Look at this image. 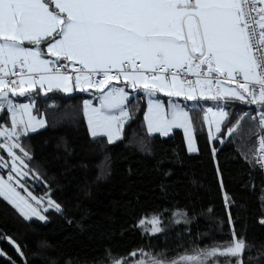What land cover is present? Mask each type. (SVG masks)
Listing matches in <instances>:
<instances>
[{
  "label": "trees",
  "instance_id": "1",
  "mask_svg": "<svg viewBox=\"0 0 264 264\" xmlns=\"http://www.w3.org/2000/svg\"><path fill=\"white\" fill-rule=\"evenodd\" d=\"M84 98L37 94L33 111L46 125L19 139L31 160L15 152L33 177L25 180L29 189L62 210L44 212L43 221L25 219L0 197V264L170 261L226 246L233 233L246 247L228 259L264 264V173L252 160L255 138L264 133L257 105L224 101L227 115L211 140L204 112L222 101H191V153L179 128L168 136L147 132L144 91L137 89L127 101L122 135L111 143L91 136ZM5 117L3 112L0 122ZM153 218L161 226L156 233L141 224Z\"/></svg>",
  "mask_w": 264,
  "mask_h": 264
},
{
  "label": "snow or ice",
  "instance_id": "2",
  "mask_svg": "<svg viewBox=\"0 0 264 264\" xmlns=\"http://www.w3.org/2000/svg\"><path fill=\"white\" fill-rule=\"evenodd\" d=\"M114 81L124 86L117 87ZM231 84L235 87L226 86ZM37 86L46 92L90 88L100 92V107L85 101V115L91 135H106L109 143L118 138L121 118L128 116L123 108L129 99L126 87L149 96L157 92L182 96L185 101L238 100L257 105L259 125L264 128V0H0V112L11 114L10 127L0 124V137L5 138L0 149L11 157L9 167L0 156V168H8L6 179L0 175V197L25 219L43 221L47 218L30 202L40 205L43 198L31 192L26 198L17 191L25 187L21 180L29 171L13 149L32 159L19 142L31 127V117L25 123L23 116L30 113V106L10 98ZM170 107L169 116L159 100H149L145 117L149 131L167 135L173 127L182 128L193 151L189 112L177 103ZM116 109L118 116L112 114ZM207 111L219 117L215 123L220 132L227 113L223 108ZM257 162L264 168V136L259 139ZM47 207L62 210L50 197ZM150 223L159 231L158 219ZM233 236L226 246L181 261L243 264L228 259L239 257L246 247L243 239ZM16 251L20 252L18 246ZM112 264L126 261L113 259ZM153 264L163 262L154 259Z\"/></svg>",
  "mask_w": 264,
  "mask_h": 264
},
{
  "label": "rangeland",
  "instance_id": "3",
  "mask_svg": "<svg viewBox=\"0 0 264 264\" xmlns=\"http://www.w3.org/2000/svg\"><path fill=\"white\" fill-rule=\"evenodd\" d=\"M164 96H166V95H164ZM154 97H156V95H155ZM148 99H151V98L148 97ZM13 101H14V100H13ZM159 101H160L161 104L164 106V109H163L164 112H165L166 114H168L169 116H170V113H171V107H170V105H171L172 103H177V104H179L181 107H185V110H186V111H188V107H189L190 105H192V102H191V101H185V100L183 99L182 96H181V97H175V96H174V99L167 97L166 100L160 99ZM84 102H85V101H84ZM15 103H17V102H15ZM20 104H28V105L30 106V101L27 100L26 102L24 101V102H22V103H20ZM83 105H84V103H83ZM208 108H212V109H213V113L217 112V110H218L219 108H223L225 112H226V109L224 108V106H221L220 103H219V104L214 103V104H212L211 106H209V107H207V108L205 109V112H204L205 126H206V129H207L208 136H209V138L212 140V139L215 138V136L219 133V132L216 131V123H215V121H216L217 119H219V117H214L212 113H209V112L207 111ZM205 116H207V119H205ZM30 117H31V121H30V123L33 122V127H30V128L28 129V132H36V131H38V130H40V129H42V128L45 127V125H46L45 118H44L43 116H38L37 114H35L34 111H33V109H32V111L30 112ZM18 119H19V117H18ZM23 119H24V121H25L26 123H29V116H28V114L24 115V116H23ZM224 120H225V119H223V120L221 121V123H220V127H222V123H223ZM41 122H42V123H41ZM2 125H4V124H2ZM4 126H5V125H4ZM31 126H32V125H31ZM5 127H6V126H5ZM33 129H34V130H33ZM174 129H176V127L171 128V129L168 131V134H167V135H164V134L161 133V132H157V133L160 134L161 136H168V135L171 134V132H172ZM179 129H181L182 132H183V135H184V139H185V143H186V147H187L188 152H191V153L195 152V151H196V146H195V142H194V135H193V132H192V136H193L192 147H193L194 150H193V151H189V141H188V137L186 136V134H185V132H184V130H183L182 128H179ZM89 130H90V129H89ZM227 133H228V131H227ZM90 134H91V130H90ZM91 136H92V135H91ZM97 136H100V135H97ZM4 142H5V138L0 137V143H4ZM13 151H15V149H13ZM16 154L19 155L18 153H16ZM0 156H3L4 160L8 162V165H9V167H10V166H11V157L8 156V153H7L6 149H0ZM19 156H21V157L23 158L22 155H19ZM23 159H24V158H23ZM24 162H25V161H24ZM17 163H19V162H17ZM25 164H26V163H25ZM24 170L27 171L26 169H24ZM7 174H8V168H0V175L4 176L5 179L7 178ZM26 179H31V180H33V177H32L31 174L29 173V175H28L27 177L23 178V179L21 180V182L24 183L25 187H24V188H19V187H17V191H19V192L21 193V195H22V196H25L26 198L28 197V193H29V192H31L32 195L35 196V197H37V198H43V199H42V202H41L40 205H36L35 201H30V202L33 204L34 207H37V208H38V211H40V213H41L42 215H44V212H46V211H45V208H47V211H48V210H55V208L47 207V200H48V198H49L48 196H46V195H35V194L29 189V187L27 186V183H28V182H25ZM44 216H45V215H44ZM32 218H37V217H32ZM152 220H153V219H144V220H143L144 223H141V224L145 225V226L147 227V230H148L150 233H156V232H159V231L161 230L160 223H158V225H156V227L159 228V231H154V230H153V227H154V226L150 223V221H152ZM181 258H182V257H181ZM181 258H179V259L175 258V259H172V260H170V261H166V260H164V261H163V260H159V261H162L163 264H172L173 261H178V262H180V264H183V262L181 261ZM219 259H220V258H219ZM139 260H144V261H145V264H153V260H154V259H153V258H151V259H138V260H136V261H134V262H132V263H130V264H137V262H138ZM155 260H157V259H155Z\"/></svg>",
  "mask_w": 264,
  "mask_h": 264
},
{
  "label": "crops",
  "instance_id": "4",
  "mask_svg": "<svg viewBox=\"0 0 264 264\" xmlns=\"http://www.w3.org/2000/svg\"><path fill=\"white\" fill-rule=\"evenodd\" d=\"M51 6L54 8V5H51ZM114 84L119 86V87H123L124 86L123 83H120V84L114 83ZM226 86L235 87V84L226 85ZM136 90L137 89H133L131 87H126L125 88V91L129 94V99L133 96V94H134V92ZM52 91L62 92L63 94H66V95H72V94H75V93H84L85 94V98L83 100V103H84V101H89L91 103L92 107H95V108H99L100 107V96H101V93L97 92L96 90H93L92 88H90L88 91H85V92H81V91L76 90V89H73V91H70V92L56 90V89H54ZM52 91H47L46 92L45 89H41L39 86H37L34 91L28 92L24 96H10V98L12 100H14V102H17L19 104L24 102V101L26 102L27 100L30 101V112H31L32 109L34 108L35 99H36L37 94L40 93L41 95H46V94H48L49 92H52ZM104 91L107 92L108 89L106 88V89H104ZM144 93H145V96H146V108H145V112H144V121H145V126H146V129H147V132L150 135L158 134L157 133L158 131H149L148 121L145 119L146 115L148 114V103H149V100H160V99L166 100L167 97H169V96H164L163 92H157L155 94L156 97H154L155 95L149 96L146 92H144ZM148 97H150L151 99H148ZM169 98L174 99V96L169 97ZM221 101L222 102H217V104L220 103L221 106H224V103H223L224 101L223 100H221ZM126 104H127V101L123 104V108L127 111ZM105 111H107V110H105ZM83 112H84V115H85L84 105H83ZM2 113L3 112H0V116L2 115ZM117 113H119V109L113 110V112H112L113 115H117ZM6 114H7V117H5L4 121L0 122V124H4L6 127H10L11 126V114L7 113V112H6ZM29 115H30V113L28 114V116ZM85 119H86L87 126H88V120H87V116L86 115H85ZM127 119H128V116L126 118L125 117L121 118L122 124H121L120 129H119L118 138L122 135V129H123V126H124V124H125ZM30 124L32 125L31 127H33V122H31ZM88 129H90L89 126H88ZM89 132H90V130H89ZM100 136H102V135H100ZM103 136H105L107 138L106 135H103ZM116 139L117 138H114L113 141L116 140Z\"/></svg>",
  "mask_w": 264,
  "mask_h": 264
},
{
  "label": "built area",
  "instance_id": "5",
  "mask_svg": "<svg viewBox=\"0 0 264 264\" xmlns=\"http://www.w3.org/2000/svg\"><path fill=\"white\" fill-rule=\"evenodd\" d=\"M68 71L71 72L72 69L69 68ZM94 78H99V77H94ZM113 83H116V82L114 81ZM116 86H117V85H116ZM117 87H119V86H117ZM92 89L95 90L94 88H92ZM118 115H119V113H117V116H118ZM261 136H264V133L258 134V135L256 136V138H255V147H254V151H253V153H252V160H253L254 164H255L258 168H260V169L263 171V173H264V168H262L261 165H260V163L257 162L258 148H259V139H260ZM261 192H262V194H263V196H264V185H263V187H262ZM262 221H264V217L260 219V223H264V222H262Z\"/></svg>",
  "mask_w": 264,
  "mask_h": 264
}]
</instances>
